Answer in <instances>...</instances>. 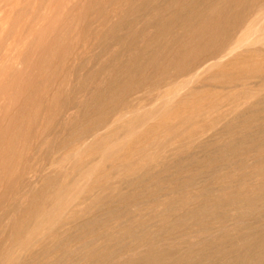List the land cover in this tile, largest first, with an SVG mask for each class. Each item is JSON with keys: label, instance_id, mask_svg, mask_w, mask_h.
<instances>
[{"label": "bare ground", "instance_id": "1", "mask_svg": "<svg viewBox=\"0 0 264 264\" xmlns=\"http://www.w3.org/2000/svg\"><path fill=\"white\" fill-rule=\"evenodd\" d=\"M101 1L91 7L99 14L98 21L91 23L94 26L92 30H96L95 33L98 30L105 32L102 37L106 39L108 36L110 40L107 42L122 46H119L122 49L114 53L113 57L120 60L124 58L121 56L128 53L129 58L125 62L120 61L122 65H118L120 69L115 72L117 74L112 81L109 82V76L108 83L106 77L104 81L107 85L93 92L88 103L92 106L91 112L97 110V113L94 112L90 118L85 115L86 118H81L79 124L74 120L78 125L75 130L70 128L73 136L69 138L71 142L66 139L63 144L66 151L64 148L58 149L59 155L64 151L60 158L55 156L57 159H51V162L35 164L37 169L33 170L32 176L26 174L33 169L25 166L26 163L19 175L10 176L14 178L9 187L12 192L9 197L3 195L4 198H0V225L11 222V243L9 247L3 245L0 248V264H264V96L259 95V90L249 93L247 89L249 94L234 93L240 95L237 99L233 95L234 103L223 104L225 102L218 101L212 105H208L210 101L203 105L198 101L201 102L198 104L196 98L192 101L189 97L199 88L214 91L212 87L207 89L195 84L206 75L212 81V75L208 73L226 68L224 64L228 60L238 63L241 57L239 50L245 47V56L250 63L246 61L249 64L245 65L242 62V66H247L248 70L235 71V63L236 68H231L233 71L226 70L225 73L221 69L225 74L220 76L234 84L244 78L248 81L250 77L260 79L255 81L256 84L264 81V0H170L163 4L165 0H109L110 4L122 6L128 14L135 15L133 18L130 15L127 18V14L115 15V7L112 6L111 11L110 6L102 5ZM148 16L150 19L146 18ZM141 23L143 27L137 29ZM90 28L88 26V30ZM123 31L126 34L120 35ZM146 31L152 34L146 38V46L141 47L140 38ZM94 42L91 44L95 45ZM72 49L69 58L75 63V68L81 54L86 51ZM103 55L102 52L100 58ZM106 65L101 64L97 72L93 71L95 74H89V78L100 71V74L108 71ZM219 74L216 71V76ZM97 79L100 80V77ZM240 85H235L234 89ZM260 89L264 90V87ZM229 91L227 94L232 95ZM60 94L58 99L62 97ZM220 94L221 98L227 96H223V92ZM203 97L197 98L200 100ZM209 97L204 99L208 101ZM224 98L222 100L228 99ZM241 98L247 101L251 99L249 102L252 105H248V111L238 110L240 103L237 105L235 100L240 101ZM226 106L228 108L223 109ZM68 107L67 110H70ZM189 107H192L191 111H180L181 108ZM162 111L168 117L162 119L164 122L161 126L153 121L161 117ZM245 112L250 114L246 115L248 118H245ZM230 115L236 119L231 121L228 118ZM174 118H179L177 123ZM221 122H225L223 128ZM219 125L222 128L220 133L216 130ZM160 127L167 132L163 138L154 134L161 132ZM211 128H215L214 132ZM17 130L19 137L22 128ZM51 131L48 136L52 135ZM153 134L160 139L159 142L146 143L150 144L149 147L156 146V150L153 151L152 147L150 151L147 145L149 153L135 148L151 139ZM133 135L136 137L133 138ZM180 135L182 139L176 141L175 138ZM17 136L16 142L19 139ZM142 146L145 147L144 144ZM200 153L201 156L203 153L202 157ZM231 153L234 156H230ZM136 156H140V159ZM168 158H171L169 162ZM252 158H257L256 164L248 167V161ZM165 160L167 165L161 167L164 166L165 171L177 167V178L174 175L175 182L171 184L172 175L167 174L170 179L160 175L163 179L156 185L153 181L156 178L154 168L159 170V167L155 163L161 164ZM117 161L119 163L115 164ZM2 164L5 171L8 167ZM225 169L230 172L225 174ZM239 170L244 171L243 178L238 182L239 190L232 192L236 188L230 191L232 187L222 183ZM1 177L2 173L0 181ZM213 177L219 181L217 184L211 182ZM40 181L42 191L33 194L27 205L23 202L27 210L25 205L22 208L27 212L15 218L18 201L28 196ZM127 183L130 186L128 189L133 187L138 190L142 185L157 189L151 191L152 196L145 197L143 193L132 192L133 188L128 190ZM125 189L131 194L125 193ZM163 206L166 208L164 212L161 210ZM95 210L97 213L105 212L97 214Z\"/></svg>", "mask_w": 264, "mask_h": 264}, {"label": "rangeland", "instance_id": "2", "mask_svg": "<svg viewBox=\"0 0 264 264\" xmlns=\"http://www.w3.org/2000/svg\"><path fill=\"white\" fill-rule=\"evenodd\" d=\"M43 1H44V3H43ZM75 1H76V3H75ZM97 1L96 0H35V1L34 0H0V9H1L0 10V22H1L0 23V28H1L0 29V45H1L0 46V125L2 124L0 126V174L2 173V177H3V178L1 177L2 180L0 181V198H2V197L4 198V196H7V197L10 196V193L12 192L11 189L9 188L11 186L10 185V182L12 183L13 180H14V178L13 177H10V176L16 177V175H19L21 173V171L23 170V168H24L23 166L25 165V163L27 164L25 166H28V167L31 166V168H33V169L28 170L30 173L28 171L26 173L27 176H32L33 175V172H34L33 170H36L37 169L36 166L38 164H41V163L46 164V163H48L49 160H50L49 162H51V159H57L56 158L57 156H59L58 158H60L61 153H63L64 151H66L65 149H67V148H64L63 144H64V142H65L66 139H69L70 136L71 137L73 136V132H71V131H73V130L76 129V126L79 124V120L81 121L82 119H84L86 117H89L90 118V117H92L94 115V112L97 113V110L96 111L93 110L91 112L92 106L90 105V103H88V102L91 101V99L93 97L92 96L94 94L93 92H95V90H97L98 87H102V86L107 85V82H108L107 80H108L109 76L111 77V78H109V82H110V80L112 81L115 78L116 74H117L115 72L116 71L118 72V69H120V68H118V65H119V67H121V65H122V62H120V61L122 60L123 62H125L129 58V55L130 54H128V53H126L127 55L124 54L123 56H121L120 58H123V57L124 58L123 59H120V60H118V58L113 57V55L115 56L114 53L119 52L122 49V48L119 47L121 45L118 46V44H115L114 42L111 43V44H110V41L107 42V40H110V39H108V36H107L106 39L103 38L104 37V34L103 33H105V32H101V31L98 30L100 33L97 31L98 32V34H97V32L95 33L96 30H92V28L94 26L91 23L92 22L94 23L98 19L99 14L96 11H93V8H91V7H92V5L94 6L97 3H99L101 0H97ZM168 1L170 2V0L162 1V4L164 2L169 3ZM93 2H96V3L93 4ZM101 2H102V5L105 4V6H107V4H108V6H110L109 9L111 11L114 9L113 12H114L115 15L121 16L122 14L123 15H126L127 14V18H130V17L133 18V16H135L133 14H128L125 11L124 7H122V6H117L115 4L114 5L113 4H110L111 0H110V2H109V0H102ZM112 6H114L115 8H113ZM111 7L113 9H111ZM88 8H90V9H88ZM119 8H122V9H119ZM94 9H95V7H94ZM115 9H116V12H115ZM39 12H40V14H39ZM128 15H130V17ZM146 18L147 19H150L149 16L146 17ZM38 22H39V24H38ZM112 22H109V23H112ZM9 23H10V25H9ZM77 24H78V26H77ZM109 25H111V24H109ZM28 26H29V28H28ZM35 26H36V28H34ZM88 26L91 27L89 29L90 31L88 30ZM13 27H14V29H13ZM49 27H51V28H49ZM69 27H70V29H69ZM142 27H143V23H141L140 25H138L137 26V29H141ZM8 29H9V31H8ZM105 30H106V32L108 31L107 28H105ZM105 30L103 29V31H105ZM178 30L182 32L181 29H177V31ZM8 32H11V33L9 34ZM58 32H60V33H58ZM89 32H91V34ZM181 32H179V35H181L180 34ZM146 33H149V34L145 35ZM101 34H103V35H101ZM125 34H126V31H123V32L120 33V35H125ZM151 34H152L151 31H146L144 33V36L142 37L143 39L140 38V43L141 44H139V45L140 46L142 45L141 47H145L146 46V38L148 36H150ZM92 35H94V36H92ZM97 35H100L101 37L102 36L103 37L102 38L100 36L97 37ZM106 35H107V33H106ZM95 37L98 39V40L96 39L97 40L96 43L94 42L95 41L94 40ZM99 39L101 40V42H100ZM105 41H106V43H105ZM84 42H85V44H84ZM93 42L95 43V45L94 44L93 45L91 44ZM97 42H98L99 46H98ZM103 44H105V45H103ZM16 45H17V47H16ZM90 45L92 46V48H91ZM113 45H115V46H113ZM87 46H89V48ZM105 46H108V47L105 48ZM71 47H73V49L75 48L76 50H78V52L79 51L81 52V50H82V52H84V49L86 51V52H84L85 54L84 53L81 54L80 60H78L76 62V64L79 62V64H78L79 66L78 65H75V68L73 66V63H74L73 60L71 61L72 58H69V55L71 54V49H72ZM28 48H29V50H28ZM104 48H105V51H104ZM89 49L91 51H89ZM106 49H108V50H106ZM243 49L241 48L239 50V52L241 54V57H240V59H238L239 60L238 63L241 64V65H239L238 63H236L237 61L236 62L232 61V63L234 62V64H232L231 63V60H228L229 61V64H228V61H226L227 62L226 65L224 64V66H226V68H223V67L221 68L222 70L224 69L223 70L224 72L226 70L227 71H233L234 68H236V65H237V68L235 69V71H237V70L238 71L248 70V69H246L247 66H242V65H244L243 64L244 62H245V65H248L250 63V61L247 60V58L245 56L247 54L246 53L247 47H245ZM101 51L103 52L104 55H103V57L100 58V56H102V52ZM27 52H28V54H27ZM43 53H45V54H43ZM42 54H43V56H42ZM86 55H88V56L86 57ZM85 57H86V59H85ZM96 58H97V60H96ZM233 58H231V59H233ZM241 59H243V61ZM45 60L48 61V62H46ZM246 61H249V63L246 62ZM97 62H98V64H97ZM119 62H120V64H119ZM235 63H236V65H235ZM3 64H4V66H3ZM101 64L103 66H105L107 64L106 65V67H107L106 69L109 68L108 71L105 69L106 71L102 72V74L104 76L102 74H100L101 73V71H100L99 74L97 73L98 75L97 74L95 76L93 75V77H92L93 79L92 78H89V74H91V73L92 74L93 73L95 74V72L98 71V67L99 66L101 67ZM238 65L240 66V68L238 67ZM38 66H39V68H38ZM95 66H96V68H94ZM241 66H242L243 70L241 69ZM228 67H229V69H228ZM231 68H233V70ZM52 69H54V70H52ZM77 69H78V71H77ZM115 69H117V70H115ZM219 69L220 68H218V70L212 71L214 73V75H213L212 72L210 74L208 73V75H212L211 76L212 77V79H211L212 81H210V79H209L210 76L208 78V76L206 75L207 76V77L205 76L206 79L205 78L204 79H201L200 82H198L197 84H195V86L207 87V89H209V87H212L211 89H215V90L214 91L211 90L212 92L211 91L209 92V90L206 91V89L204 90L203 88L202 89L199 88L197 91H195L196 92L195 94H197V93L199 94L200 93L199 95L198 94L195 95L194 93H192V95L189 96L192 99V101L194 100V98H196L197 99L196 102L198 104L202 102V105H203V103L204 104H208L209 101H210L211 104H208V105H212L213 103L216 104V103H218V101L219 102H225L223 104H230V103H234V99H233L234 96L236 97V99H237V96H240V95H236L234 93H237V94H242L243 93L245 95V94H249L251 91H253L252 93H255L258 90L261 91V92H258L259 95L264 96V90L263 89H260V88H263L264 87V81H258V83L256 84L255 81L256 80H260V79L259 78H254V77H250L251 79L248 78V81L246 80L247 78H244L243 80H241V82H239L240 80H238L235 84L234 83H230V82H227L226 81L227 79L225 80L226 77L223 78V77L220 76V75L225 74L227 71L225 73H222L223 71L220 69L221 72H219L220 71ZM93 71H95V72H93ZM216 71H217V73H221V74H219L218 76H216ZM74 72H75V74H74ZM108 72L109 73L111 72L112 74L109 75ZM106 73H108V74H106ZM113 74H115V75H113ZM101 76H103L104 78H102ZM95 77H97V78L100 77V80L97 79V78H95ZM219 77H221V80H220ZM94 78L97 79V80H95ZM207 78L209 80H207ZM104 79L107 82H105ZM181 79H183V78H181ZM213 79H215L214 80V83H213ZM53 80H54V82H53ZM65 80H67V82H65ZM75 80H78V81L76 82ZM101 80H102V82H100ZM215 81H217V82H215ZM244 82H245V84H244ZM83 83H85V84L83 85ZM101 83H103V84H101ZM239 83L241 85L239 87H237V88L234 89V86L235 85H239ZM258 84L261 87H258L259 86ZM243 85H246V87H244ZM10 86L12 87V89L10 88ZM34 89H38V90H34ZM239 89H242V91L244 90L245 92H242L241 90L238 92L237 90H239ZM247 89L249 90V93H248ZM255 89H257V90H255ZM199 90H201V91H199ZM227 90H228V92H226ZM229 90H231L232 95L231 94L230 95L227 94V93L230 92ZM34 92H36V93H34ZM222 92H223V94H224V92H226V95L227 96L225 94L223 96H226V97H228V99L229 98L230 99L228 100L225 97L226 100H222L224 98V97L221 98V95L222 94H220V93H222ZM60 93H62V97H59V99H58V96H61ZM217 94L220 95L219 96L220 98L219 97H216V96H218ZM193 95H195L197 97H203L204 96L203 98H201L203 100H205L204 98H206V97H208L210 95V97H209L210 100L207 98L208 101L205 100L206 101V103H205V101H203L201 99L198 100L199 98H197L195 96L193 97ZM37 98H39V100ZM190 98H188V99H190ZM191 99L189 100V102L191 101ZM231 99L233 100L232 102H231ZM244 99L245 98H243V99L241 98L240 101L239 100H235V101L237 102V105L239 103H240V105L242 104V106L239 105L238 110L241 109L242 111H248V109L252 105V103L250 104V102H251L250 100L251 99H249L248 101L245 99L246 101H243L241 103V101L244 100ZM53 100H55V102ZM198 101H201V102H198ZM196 102L195 103L193 102V103L194 104H197ZM54 103H56V104H54ZM75 104H77V105H75ZM102 104H104V102H102ZM243 104L245 106H247V107H245ZM64 105H66V106H64ZM68 105H69V107H68ZM248 105H250V106H248ZM48 106H50V107H48ZM27 107H29V108H27ZM67 107H68V109H70V108L71 109L70 110H67ZM37 108H40V109H37ZM104 108H106V105H105ZM227 108L228 107L226 106L223 109H227ZM243 109H246V110H243ZM185 110L186 111H191L192 110V107L191 108L189 107L187 109L186 108H181L180 109V111H185ZM162 113H163V111L161 112V114ZM35 114H37V115H35ZM161 114H159V115H161ZM247 114L248 113L245 112V118L247 117L246 116ZM85 115H86V117H84ZM162 115H161V117L158 116L161 120L158 118L157 120H154L153 123H158L159 125L161 124V126H162L163 125L162 123L168 117L165 114H164L165 115L164 117ZM248 115H250V114H248ZM171 116L172 115H170V118H171ZM170 118H168V120ZM176 118H174L175 121L173 120L175 123H177L178 120H179V118H178V120ZM228 118H230L231 121L234 120V119H236L235 116H233V115H230ZM53 119L55 120V122H54ZM162 119H164V120H162ZM74 120L78 124H75L74 123L75 122ZM158 120L160 121V123H159ZM30 121H31V124L29 123ZM169 122L170 123L172 122V118L169 120ZM224 123L225 122H223V123L221 122V124H220L222 126V128L224 127ZM28 124H29V126H27ZM63 125H65V128H64ZM69 125H70V127H69ZM220 125H219L220 128L218 126L216 127L217 128L216 130L218 132L219 131L220 132L222 131V128H221ZM5 126L8 127V128H6ZM30 126H31V128H30ZM33 126H34V128H32ZM50 126H52V127H50ZM49 127H50V129H49ZM17 128H20V129L22 128V131H20L22 135L20 134L21 136L19 135V137L16 134V132H19L17 130ZM61 128H62V130H61ZM70 128L71 129L73 128V130H71ZM211 129H213V132H214V129L215 128H211ZM42 130H44V131H42ZM50 130H52L51 131V134L52 135L48 136V134L50 133ZM160 130H161L160 133L155 132L154 134L156 136H157V134H159L158 136L159 137L161 136V138H163L164 137V134L167 133V132H166V130H163L162 128ZM27 131L28 132L30 131V132L28 133ZM210 131L211 130H209V132ZM217 131H216V133H218ZM54 132H55V134H53ZM14 134H16V135H14ZM70 134H72V135H70ZM154 134H153V136H150V138L152 137L151 139H148V140L145 141V143H143L145 147H143L142 146L143 144H142L140 146H136L135 148H137L139 150L140 149H142V150L144 149L143 151H146V153H149V150L148 149H150L152 147H154V149H152L153 151L156 150V146H154V145L153 146L151 145L149 147L150 144H157L156 142L157 141L159 142V140H160L159 138H157L158 136L156 137ZM13 135H14V139L12 138ZM135 135H133V138L136 137ZM15 136H17V138H19V139H17L18 140L17 142L15 140V138H16ZM56 136H57V138H56ZM154 136L157 139H155ZM221 136L222 135H220V137ZM181 137H182L181 135L180 136H177V138H175L176 141L177 140L180 141V139H182ZM46 140H48L49 142L46 141ZM45 142H46V144H45ZM70 142H71V140H70ZM146 142L147 143H150V144H147ZM13 144H15V145H13ZM59 145L60 146L62 145V146L60 147ZM146 145H147V147H149L148 149H147ZM58 146H59V148H58ZM62 148H64V151L62 150L63 152L61 151L60 152V155H59V151ZM145 148L148 150V152H147V150H145ZM10 149H12V150H10ZM58 149H60V150L58 151ZM42 150L45 151V152H43ZM152 150L150 149V151H152ZM10 153H12V154H10ZM47 154H48V156H47ZM90 154H92V153H90ZM87 155L86 156L89 158L90 155L89 154H87ZM86 156H85V158H86ZM200 156H201V153H200ZM202 156H203V153H202ZM230 156H234V153H231ZM142 157L145 159V156H142ZM88 158H86V159H88ZM135 158L140 159V156H136ZM170 159L168 158V162L170 161ZM256 159L257 158H252L251 160H249L248 161V167L255 166L256 161H257ZM2 162L5 163V165H7V167L9 169L7 167L6 168L8 170L5 169V171H4V169L2 167L3 166ZM165 162L168 163L166 160L164 162H162L161 164H158V162L155 163V166L158 165L159 170H161V171H159L156 168H154V172L156 173V178H154L153 181H155L156 185L159 184V182L161 181V179H163L162 177L165 176V175H166V177H165L166 179H170L168 177H170L172 175L173 178L171 179L172 181H170V183L171 182H173V183L175 182L174 175L175 176L177 175L178 168L172 166L174 168H172V169L169 168V170H166L165 171L164 170L165 169L164 166L167 165ZM117 163H119V161H117L115 164H117ZM35 164H36V166H35ZM163 164H164V166L161 167ZM169 167H171V165ZM203 169H205V168H203ZM158 171L161 172V173H159ZM229 172H230V170H226V169L224 171L225 174H228ZM26 174H25V177H27ZM28 174H31V175H28ZM167 174L170 175V176H167ZM243 174H244V171L239 170V171L236 172V174L233 177L229 178L226 182H224L222 184H225L226 186H229V188L232 187L233 189L231 188L230 191H232V190H234L236 188L232 192H235L236 190L238 191L239 190L238 182L243 178ZM176 178H177V176H176ZM213 178H212V181L211 182H214L215 181L214 184H217V182H219V181H217L216 177L214 178V180H213ZM258 178H262V177L259 176ZM118 179L119 178H117V180ZM117 180H113V181L115 182ZM41 186H42V181H40L37 184V186H35V188L33 189V191L28 196H25V197L21 198V200H20L21 202L18 201V203H17L18 204L17 205V210L15 211V214L16 215L13 213L15 215V218H20L21 217L20 215H22V213H24V211L27 210L26 209V205L31 201L29 199H32V197L34 196L33 194L38 193L40 190L42 191ZM128 187H130V186H128V183H127V187L126 188L128 189ZM142 187H143V185L140 186L139 188H137L138 190H136L133 187H131L128 190H131L133 188L134 190L132 189L131 190L132 192L136 193V191H137L139 193H143L145 195V197L146 196L148 197L149 195H151V191L154 192L155 189H157V187L156 188L155 187H147V185L146 186L144 185L143 188ZM8 189H10V190H8ZM127 189H125L124 192L125 193H128V194H131V191L129 192ZM126 190L128 192H126ZM145 190H147V191H145ZM7 191H9V192L7 193ZM174 195L177 196L178 193H174ZM213 195H215V193H213ZM0 201H1V199H0ZM23 202H25L26 205L23 204ZM20 204H22L20 206L21 208L25 205V209L26 210H24V208H22V210H20L21 209V208L19 209V205ZM161 208H162L161 210L163 212H164V209H166L165 206H163ZM96 210L97 211L98 210L101 211V209H96ZM96 210H95L94 213H97ZM102 210H105V209H102ZM104 212H99L97 214H100V213L101 214H104ZM25 213L23 215H25ZM123 220L125 221L126 219H123ZM246 221L249 222V218H247ZM10 223L8 222V224H7V222H6V223H2V225H0V227H4L3 229L0 228V230H1L0 231V242L2 244V245L0 244V248L3 247V245L4 246L6 245V247H9L10 246L9 244L11 243V240H10L9 236H10V233H11V230H12V228H10L11 227L10 226L11 225ZM126 223H128V222H126ZM4 224H5V226H4ZM74 225H77V223H75ZM8 226H9L10 229L8 228ZM5 228H6V230H5Z\"/></svg>", "mask_w": 264, "mask_h": 264}]
</instances>
